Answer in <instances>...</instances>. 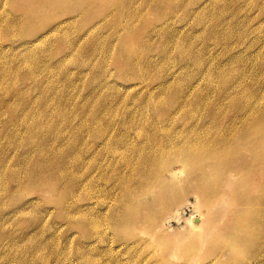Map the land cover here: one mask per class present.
Here are the masks:
<instances>
[{"label": "rangeland", "instance_id": "1", "mask_svg": "<svg viewBox=\"0 0 264 264\" xmlns=\"http://www.w3.org/2000/svg\"><path fill=\"white\" fill-rule=\"evenodd\" d=\"M0 264H264V0H0Z\"/></svg>", "mask_w": 264, "mask_h": 264}, {"label": "bare ground", "instance_id": "2", "mask_svg": "<svg viewBox=\"0 0 264 264\" xmlns=\"http://www.w3.org/2000/svg\"><path fill=\"white\" fill-rule=\"evenodd\" d=\"M257 127H258V126H257ZM258 128H259V127H258ZM258 128H257V129H258ZM260 128H262V127H260ZM256 132H257V131H256ZM255 134H256V133H255ZM262 135H263V134H262ZM255 137H256V136H255ZM257 137H258V136H257ZM259 137H260V136H259ZM262 139H263V138H262ZM262 143H263V142H262ZM165 149H166V148H165ZM195 149H196V148H195ZM179 150H180V149H179ZM183 150H184V149H183ZM161 151H162V150H161ZM189 151H190V149H189ZM163 152H164V151H163ZM175 152H176V151H175ZM177 152H178V151H177ZM180 152H182L181 154H183V152L186 153L185 150H184V151H180ZM190 152H191V151H190ZM188 153H189V152H188ZM206 153H208V152H206ZM175 154H176V153H175ZM178 154H179V152H178ZM178 154H177V155H178ZM189 154H190V153H189ZM168 155H170V154H168ZM168 155H167V156H168ZM191 155H192V154H191ZM181 156H182V155H181ZM194 156H195V155H193V158H194ZM183 157H184V156H183ZM165 158H166V156H165ZM165 158H164V159H165ZM188 158H189V157H188ZM191 158H192V156H191ZM193 158H192V160H193ZM159 159H161V158H159ZM166 159H168V158H166ZM166 159H165V160H166ZM187 160H188V159H187ZM162 161H163V159H162ZM166 161H167V160H166ZM188 161L191 162L190 159H189ZM157 162H159V160H158ZM181 162H182V161H181ZM181 162H180V163H181ZM191 163H192V162H191ZM152 164H153V163H152ZM159 164H160V163H159ZM162 164L164 165L165 162H162ZM160 165H161V164H160ZM166 165H167V164H165V166H166ZM156 166H157V165H156ZM158 166H159V165H158ZM161 166H162V165H161ZM165 166H164V167H165ZM167 166H168V165H167ZM184 166H186V165H184ZM166 168H167V167H166ZM180 168H181V167H180ZM149 169H151V168H149ZM159 169L161 170L160 167H159ZM159 169L157 168V170H159ZM163 170H164V169H162L161 171L163 172ZM150 172H152V170H150ZM162 172H161V177H162V175H163ZM155 173H156V171L154 172V176H155V175H158V174H155ZM157 173H158V172H157ZM159 174H160V173H159ZM155 178H156V176H155ZM155 178H154V179H155ZM156 179H158V178H156ZM159 179H160V178H159ZM155 181H156V180H155ZM161 181H162V180H161ZM161 181L159 180L158 183L161 182ZM206 196H207V195H206ZM223 196H224L223 198L225 199V195H223ZM207 197H208V196H207ZM209 197H210V196H209ZM209 197H208V198H209ZM221 197H222V196H220L219 198H221ZM206 199H207V198H206ZM206 199H205V200H206ZM223 202H224V201H223ZM225 203H226V202H224V204H225ZM223 212H224V211H223ZM176 213H177V212H176ZM241 213H242V212H241ZM243 214H244V213H243ZM248 215H249V213H248ZM191 216H192V215H191ZM216 216H217V215H216ZM218 216L220 217V215H218ZM198 218H199V217H198ZM217 218H218V217H217ZM221 218H222V217H221ZM221 218H219V219H221ZM245 218H246V217H245ZM187 219H188V221H189V219H191V218L189 217V218H187ZM219 219H218V220H219ZM241 219H242V218H241ZM192 221H193V219H192ZM237 221H238V220H237ZM239 221H240V220H239ZM245 221H246V219H245ZM245 221H244V219H243V222H245ZM186 222H187V221H186ZM208 222H209V221H208ZM208 222H205L203 228H205V227L208 226ZM241 222H242V221H241ZM243 222H242V223H243ZM189 223H191V221H190ZM189 223H187V224L189 225ZM193 223H194V222H193ZM236 223H237V222H236ZM242 223H239V224H242ZM244 224H245V223H243V225H244ZM245 225H246V224H245ZM193 226H194V224H193V225L191 224V226H189V227H193ZM236 226H238V227L240 226V228L242 229L241 225H236ZM196 227H197V226H194V228H196ZM238 227H236V228L239 229ZM243 227H244V226H243ZM248 227H249V226H248ZM197 228H198V227H197ZM241 229H240V230H241ZM244 229H245V231H246V228H244ZM244 229H243V230H244ZM247 230H249V229L247 228ZM238 231H239V230H238ZM246 232L249 234L248 231H246Z\"/></svg>", "mask_w": 264, "mask_h": 264}]
</instances>
